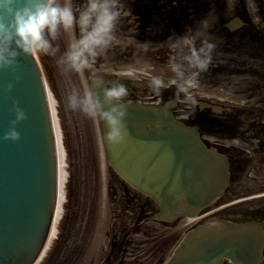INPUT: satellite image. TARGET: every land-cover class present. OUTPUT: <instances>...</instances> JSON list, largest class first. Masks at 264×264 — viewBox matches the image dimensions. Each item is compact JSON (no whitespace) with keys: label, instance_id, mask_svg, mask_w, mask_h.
<instances>
[{"label":"water","instance_id":"95a60500","mask_svg":"<svg viewBox=\"0 0 264 264\" xmlns=\"http://www.w3.org/2000/svg\"><path fill=\"white\" fill-rule=\"evenodd\" d=\"M38 57L64 145L63 167L59 183V148L52 108L46 103V79L37 57L21 54V81L11 93L5 91L13 81L11 71H0V264L38 261L52 231L59 188L63 190L68 180L66 123L59 90L48 57ZM14 100L20 101L28 119L17 126L20 141H4L2 137L15 118ZM128 104L130 137L123 145L111 147L114 166L153 194L168 218L197 214L202 205L223 192L228 163L202 149L196 133L173 121L170 112L163 116L164 108ZM157 120L161 126L152 129ZM103 128L108 131L105 124ZM66 193L62 191L59 227L65 215ZM212 222V226L190 232L168 264H223L226 258L234 264H259L264 222Z\"/></svg>","mask_w":264,"mask_h":264},{"label":"clouds","instance_id":"9594fccd","mask_svg":"<svg viewBox=\"0 0 264 264\" xmlns=\"http://www.w3.org/2000/svg\"><path fill=\"white\" fill-rule=\"evenodd\" d=\"M121 0H0V71H11L13 81L5 91L11 93L21 81L18 61L21 54L31 57L55 58L61 75L75 74L80 83L73 84L64 97L67 109L83 113L91 120L104 122L108 131L103 139L114 149L130 137L127 97L129 89L121 80L132 81L136 87L149 88L162 97L164 90L175 87L174 100L184 109L194 111L201 97V77L210 71L216 44L201 36L206 22L198 30L170 38L165 68L170 75H153L155 69L127 67L114 71L109 65L108 51L118 38L116 30L130 16ZM64 42L63 49L61 41ZM200 44L197 47V44ZM148 45V44H144ZM118 77L107 83L105 76ZM102 91L103 99L95 91ZM51 105V94L46 93ZM172 99L163 103V116L168 115ZM15 118L10 121L4 141L18 142L21 133L17 126L28 119L19 100L12 103ZM161 121H156V127Z\"/></svg>","mask_w":264,"mask_h":264},{"label":"rangeland","instance_id":"374dc122","mask_svg":"<svg viewBox=\"0 0 264 264\" xmlns=\"http://www.w3.org/2000/svg\"><path fill=\"white\" fill-rule=\"evenodd\" d=\"M229 5L233 7L237 0H227ZM253 2V1H252ZM251 0L247 2V12L249 11L250 16H253L254 19L256 18L255 15V8H251L250 6ZM212 10V9H211ZM220 10H226L224 12L225 15L228 13V4L225 3H216V11L219 13ZM230 12V11H229ZM259 12V11H258ZM130 14L134 15V18L132 15L128 16L121 22L124 23L125 27L131 29L133 25L130 23V21L135 20V16L137 15V10L130 11ZM260 14V12H259ZM217 13H214L211 15V13L206 17L210 24H213L218 21L217 19ZM194 28L188 27L191 30H198L203 27L204 21L200 22L198 21V18L194 16ZM129 21V22H128ZM198 21V22H197ZM127 23V24H126ZM212 25L206 24V27L204 28L203 32L201 33V36L203 34L207 35V30L211 28ZM185 26H182L179 31L181 34L179 36L185 35ZM159 37L163 39L164 32L160 31ZM123 38L117 39L114 41L113 46L109 49L108 55L111 56V58L118 62V70L127 68V67H138V68H151L155 69L154 72H152L153 75H164L168 74L170 75V72L165 68L167 64V59L165 58L164 63H148L145 60L139 62L138 58L140 55H143V49L146 51L150 49L148 45H144L143 38L138 37L137 35H134L133 31H129V34ZM169 38L166 39V42L161 41L160 47H163L165 49H168L167 42ZM61 43V42H60ZM64 45L61 44V48L63 49ZM127 48L128 53L125 52L123 49ZM133 50V51H132ZM155 50V49H153ZM130 63H128V59ZM52 71L54 73L60 100L62 104L63 114L65 118L66 123V137H67V171H68V180H67V193H66V209H65V215L63 217V220L61 222V225L59 228L68 229L69 226L66 225V220L68 222L69 219H71L72 210L70 207L75 208L77 204L78 209H76V216L73 220L76 224V230L79 233H75V242L74 244L70 243V248L68 249L67 253L66 250L63 248H59L58 250L52 251V248L56 245L54 244L58 239V232L56 234V237L52 241V248L48 251V256H46L45 260L47 259V264H103L104 259L103 255H106V251L103 249V246L106 248L109 238L106 237V230L108 228V225L113 218L114 212L111 211L109 206H103V204L99 203V206L97 207V214L95 218V223L90 225V228H93V234L92 236L89 234L87 229H84V225L81 223V217L79 215V207L81 203V195L80 197L75 198V191L73 190V187L78 186V182H88V175L86 171L89 172V167L87 165V155L89 153L95 154V152L92 150L94 147V138L96 139L99 134L97 133L98 126L97 122L91 120L90 118L86 117L83 113L80 112H74L66 108L64 104V97L67 93V91L71 88L73 84H79V78L73 74L71 78H65L63 75H61L59 69L56 66L55 58L48 57ZM130 64V66H129ZM205 81H201L202 88L205 90L209 89L210 84L214 83V86H217L219 82L221 87L224 85L225 87H233V84L237 82L238 79H236L235 75L232 76H224V75H216L215 77L203 79ZM243 80V78L241 79ZM144 83V82H143ZM205 85V86H204ZM136 87V86H135ZM137 88V87H136ZM142 88V87H141ZM148 90V93L145 94L142 98V100L146 103H154L158 104L160 101V98H168L170 96H174V92L176 89L175 87L164 90L162 92V97H156L150 93L149 88L145 87ZM229 91H225V93H228ZM183 108V107H182ZM178 110V109H177ZM177 118H182L185 121L189 118L186 114H183L182 110L179 109V113L176 114ZM89 149V150H88ZM104 160L103 153H100V157ZM264 176V175H263ZM70 186V187H69ZM78 194H80V191H77ZM83 195L86 197V194L82 192ZM68 199L70 200L69 202ZM89 201L92 199L89 197L87 198ZM107 203V202H106ZM107 205V204H105ZM217 207H214V209ZM212 209V211L214 210ZM67 210V213H66ZM220 210H215L214 213L221 212ZM67 214V216H66ZM70 214V215H69ZM205 217L201 219H196L191 222H187L186 219H183L181 221L178 220V223L174 226L171 223H168L167 225L160 222V221H149L148 226L149 230H140V236H138V240H141L143 242V246L145 248V256L150 259V262H154V264H163L165 260H167V255L170 250L175 249V244L182 239V237L185 235L186 231L189 230L193 225L197 224L201 220H203ZM153 220V219H152ZM180 222V223H179ZM70 229V228H69ZM71 230V229H70ZM83 232L80 234V232ZM88 239L90 242H86L85 239ZM62 250V251H61ZM51 252H54L53 254H50ZM43 260V261H45ZM43 263V262H42ZM264 264V262L262 263Z\"/></svg>","mask_w":264,"mask_h":264},{"label":"flooded vegetation","instance_id":"af4514ba","mask_svg":"<svg viewBox=\"0 0 264 264\" xmlns=\"http://www.w3.org/2000/svg\"><path fill=\"white\" fill-rule=\"evenodd\" d=\"M140 4L137 5L136 0H121L126 10L133 11L137 7L138 13L143 15L146 10V5L150 0H139ZM249 0H237L236 4L231 7L227 0H220V3L228 4V13L227 15L224 14L226 10H220L217 19L218 21L214 23L212 28L207 30V35L203 34L202 36H208L209 40L215 41L216 49L213 52V61L210 66V71L207 73H213L216 69L222 71H228L229 73H238L237 78H244L246 74L250 75L247 89V95L244 96L241 100V103H244L243 106H235L232 101H228L223 99L225 108L224 110H218L217 104L220 102H215L212 98L209 100L212 104L210 107H206L208 110V114L216 119H223L226 122V119H233L238 125L236 126L238 133L240 136H243L246 140H250L254 147L252 150V154L254 150L264 153V120L257 125L256 119V111L260 112L261 118H264L262 111L260 109L259 104L264 106V96L262 95H254L251 93V89H253L252 85L256 82L253 81V76L256 75L260 81L264 80V20L260 17L254 19L251 16H243L242 10L247 7V2ZM253 1V2H252ZM75 3H82L83 0H74ZM251 8H263L264 9V0H251L250 3ZM198 4L196 0H156L155 3L148 5V14L144 16L142 19V27L147 34H151L153 30L155 33L160 35V30L165 29L166 36L168 37H177L181 34L179 31L180 23L178 22L176 15V9L182 12L186 9L185 17L186 19H190L193 17L191 8H193L194 12L198 8ZM166 8L170 9L165 11H160L159 9ZM231 8V9H230ZM140 9V11H139ZM155 14L157 21L155 22L152 19V15ZM246 18V25L240 23L237 25V22H242ZM241 20V21H240ZM125 21V20H124ZM129 22V21H128ZM133 25V29L140 33L141 26H140V17L134 21H130ZM230 23H235L232 28L229 26ZM127 24V23H126ZM206 24L209 25V21L206 18ZM183 24H181L182 26ZM125 27L124 23L121 22L116 30V35L118 37H124L128 35L129 30ZM191 29L186 27L185 34H187ZM225 41H230L224 44ZM243 45L242 47H236V45ZM200 44H197L199 47ZM124 51V49H123ZM125 54V51H124ZM109 57V65L113 70L118 69V62L113 60L110 55ZM241 72L244 74L241 75ZM241 83V82H240ZM257 84V83H256ZM234 102V101H233ZM207 104V103H206ZM246 108L253 109L255 112L250 113L246 116L244 110ZM222 149L233 153L238 152L239 154L237 157L239 159L243 156L244 160L246 161V153L242 151V148L232 145V144H221ZM251 152V151H250ZM235 159V157H234ZM244 162L237 163L239 167H243L245 165ZM239 180V179H238ZM257 187H261L262 184H256ZM245 192L240 191L239 195H243ZM262 206H258L254 209H257L261 213H264V203L261 204ZM253 208V207H252ZM254 209H239L238 213L242 216L252 217L255 215ZM59 248H63L66 250L67 253V246L65 244H61ZM58 248V249H59ZM116 246L113 249V253L104 259L103 264H146L137 258L133 253H130L129 246L123 245L120 249ZM62 251V250H61ZM133 255V257H130ZM139 257V256H138ZM133 260H132V259ZM91 264V263H90Z\"/></svg>","mask_w":264,"mask_h":264},{"label":"bare ground","instance_id":"6f19581e","mask_svg":"<svg viewBox=\"0 0 264 264\" xmlns=\"http://www.w3.org/2000/svg\"><path fill=\"white\" fill-rule=\"evenodd\" d=\"M111 77H113L112 75H110ZM110 77V81H111V83H115L116 81L115 80H113L112 78ZM97 91H100L99 92V94H100V96H102V91L100 90V89H97ZM148 91H146L145 93H147ZM174 92V91H173ZM174 95H175V93H174ZM168 103V102H167ZM159 107H162L163 108V105H161V106H159ZM151 108H157L156 106H151ZM168 112H170L171 114H173L174 115V117H173V115H172V117H173V121H175V114H174V112H173V107L172 106H170L169 107V109H168ZM145 117H148L146 114H145ZM144 117V118H145ZM153 128L152 129H157L158 127H156L154 124H153ZM189 130H191V129H189ZM134 140H136V141H138V139L137 138H135Z\"/></svg>","mask_w":264,"mask_h":264}]
</instances>
